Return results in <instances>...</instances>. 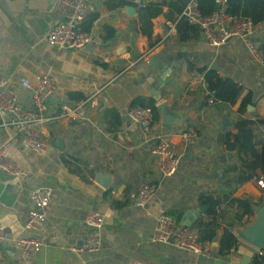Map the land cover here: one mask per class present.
<instances>
[{"label":"crops","instance_id":"0c3cea01","mask_svg":"<svg viewBox=\"0 0 264 264\" xmlns=\"http://www.w3.org/2000/svg\"><path fill=\"white\" fill-rule=\"evenodd\" d=\"M53 1L0 0V71L16 87L22 108L34 110L29 91L19 86L21 80L34 87L37 78L47 74L56 84L48 103L52 120L41 128L47 142L44 152L24 148L10 116L0 113V147L6 145L7 154L27 174L16 179L0 172V227L5 235L0 264H233L236 249L219 256L213 245L212 258L204 259L148 238L162 215L178 216L180 223L192 218L191 213L204 207L198 201L202 195L219 201L218 236L229 228L235 236L236 228L251 221L253 216H242L237 200H246L253 214L264 202L254 177L237 183L238 154L226 147L227 135H235L236 123L244 120L252 122L255 140L264 145L258 123L264 120V66L251 60L239 38L211 47L196 29L191 40L179 42L176 25L187 0H138L161 10L151 20L150 38L140 31V8L134 0H89L86 20L95 16L88 31L90 44L77 50L49 46L46 36L56 21L49 12ZM126 7L135 8V14L128 16ZM105 28L114 31L109 40L103 39ZM252 37L257 47L264 46V22L253 27ZM203 68L242 87L234 105L209 103L212 98L206 99L209 94L198 72ZM153 92H158V102ZM70 94L87 101L84 120L58 117L61 105L77 102ZM247 94L252 102L240 111ZM134 100L153 102L155 108L168 102L181 124L167 131L157 114L151 134H143L128 117ZM224 119L229 126L221 129ZM184 130L196 131L197 137L177 172L163 179L151 154L154 138L178 142ZM144 183L157 184L158 189L137 208L133 199ZM40 186L52 192V204L39 229L26 231L30 195ZM89 212L103 217L100 245L77 255L70 249L84 242L83 220ZM199 220H208L206 211ZM24 237L41 242L38 254L27 256L17 248L16 241Z\"/></svg>","mask_w":264,"mask_h":264},{"label":"built area","instance_id":"2783aa9c","mask_svg":"<svg viewBox=\"0 0 264 264\" xmlns=\"http://www.w3.org/2000/svg\"><path fill=\"white\" fill-rule=\"evenodd\" d=\"M215 4V10L208 15L203 14L199 8V0H187L180 15L179 21L195 27L207 44L211 47H219L230 38L242 40L245 49L253 62L264 66L261 54L253 41V24L250 20L233 16L227 13L228 0H211ZM89 0H54L50 7V14L56 19L46 36L49 46L69 50L86 48L91 37L83 27L86 20ZM139 8L143 5L134 0ZM171 33H174L171 30ZM19 86L30 93V101L33 111L22 108L18 98L16 87L5 78L0 71V113L10 116V124L20 135L24 148L34 152H44L47 142L41 133L42 126L52 120L48 112V103L56 92L54 79L47 74L37 78L33 87L29 81L21 80ZM213 99L209 100L212 103ZM86 100H79L72 105L60 106V118L73 117L79 120L85 119ZM128 117L136 124L143 134L152 132L154 118L152 108L144 106L131 107ZM178 142H172L168 137L156 136L151 149V154L157 160V169L163 179L172 177L184 158L186 149L196 139V131H182ZM0 172L10 178L23 179L27 174L20 171L16 163L6 152V145L0 147ZM256 185L264 188L263 178H254ZM157 184L144 183L133 199V205L137 208L144 207L155 195ZM31 207L24 223L26 231H37L46 220L52 204V192L43 187H36L30 195ZM84 225L87 234L84 242L71 248V252L80 255L86 251L98 249L101 241V229L103 217L97 212H89L84 217ZM150 243H159L180 251L190 252L194 255L211 259L214 251L213 244L199 239V229L183 226L175 217L165 214L157 218L153 231L148 238ZM5 241L4 231L0 227V243ZM17 248L27 256H34L41 250V242L32 237L20 238L16 241ZM255 255L261 256L262 251H256ZM251 264H253L251 262ZM261 264H264L261 263Z\"/></svg>","mask_w":264,"mask_h":264},{"label":"trees","instance_id":"16d2710c","mask_svg":"<svg viewBox=\"0 0 264 264\" xmlns=\"http://www.w3.org/2000/svg\"><path fill=\"white\" fill-rule=\"evenodd\" d=\"M200 11L205 14H211L215 10V4L211 0H199ZM140 12V31L148 38L152 33L151 20L157 17L161 10L155 4H149L139 9ZM227 13L240 18L248 19L253 26L264 22V0H228ZM95 16L90 20H85L84 29L89 31L91 23ZM196 28L188 25L184 21H179L176 25V34L179 42L191 40L196 33ZM114 36V31L110 28L104 29V40H109ZM258 50L261 54L264 63V46H259ZM198 72L203 75V80L206 85L209 96L206 99L212 98L214 101L226 105H234L242 94V87L228 78H221L214 70L199 69ZM70 100L79 101L85 100L83 96L70 94ZM251 94H247L240 103L239 110L246 108L251 104ZM152 108L154 121L157 120L156 108L153 102L147 104ZM144 106L141 100H134L131 107ZM258 123L263 126L264 120H258ZM252 124L249 120H244L236 123L237 133L227 135L226 147L231 151H237L240 168L238 170L237 183H245L254 178L264 179V145H260V141L255 140V136L249 126ZM264 140V136H263ZM264 192V188L262 189ZM199 204L206 208L207 221L199 220L194 224V227L199 229V239L210 243H216V253L219 256L228 255L238 246L236 237L231 232L230 228L225 229L218 236L219 225L215 221L216 209L219 206V201L213 199L209 195H202L198 199ZM238 208L242 212V216L247 219L253 216V210L246 200L236 201ZM179 221V217L176 218ZM249 222H246V225ZM264 262V251L262 255H254L252 258L253 264H261Z\"/></svg>","mask_w":264,"mask_h":264},{"label":"water","instance_id":"95a60500","mask_svg":"<svg viewBox=\"0 0 264 264\" xmlns=\"http://www.w3.org/2000/svg\"><path fill=\"white\" fill-rule=\"evenodd\" d=\"M136 10L133 7H126L125 13L128 16H133ZM155 101H159L158 92L152 93ZM252 109V107H249ZM158 116L162 121V128L169 131L181 124V116L174 111L169 110L168 102H162L156 106ZM227 119L220 123V128L228 127ZM59 143L58 140H56ZM206 211L205 207L200 208L197 212L191 213L192 218L183 219L181 224L186 227L193 226L201 214ZM236 238L245 246H237L234 253L231 254L233 264H250L254 256L253 251H264V202L255 208L251 221L243 227L234 230ZM217 246L216 243L213 244ZM247 247V248H246Z\"/></svg>","mask_w":264,"mask_h":264},{"label":"rangeland","instance_id":"374dc122","mask_svg":"<svg viewBox=\"0 0 264 264\" xmlns=\"http://www.w3.org/2000/svg\"><path fill=\"white\" fill-rule=\"evenodd\" d=\"M264 197H261V199H263Z\"/></svg>","mask_w":264,"mask_h":264}]
</instances>
